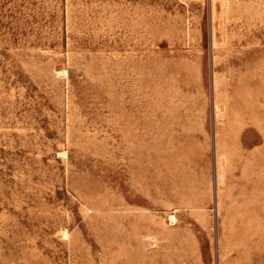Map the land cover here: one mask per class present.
Here are the masks:
<instances>
[{
  "label": "rangeland",
  "instance_id": "obj_1",
  "mask_svg": "<svg viewBox=\"0 0 264 264\" xmlns=\"http://www.w3.org/2000/svg\"><path fill=\"white\" fill-rule=\"evenodd\" d=\"M0 264H264V0H0Z\"/></svg>",
  "mask_w": 264,
  "mask_h": 264
}]
</instances>
